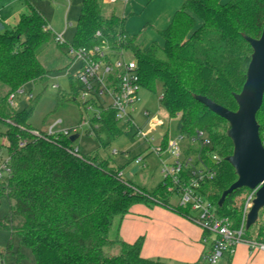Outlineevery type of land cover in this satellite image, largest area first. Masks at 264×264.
<instances>
[{"label": "trees", "instance_id": "16d2710c", "mask_svg": "<svg viewBox=\"0 0 264 264\" xmlns=\"http://www.w3.org/2000/svg\"><path fill=\"white\" fill-rule=\"evenodd\" d=\"M105 6L104 0L81 1L72 45L106 43L113 50L130 52L138 62L142 87L155 90L157 83L162 84L160 99L179 133L192 137L197 129L208 131L213 144L199 152L214 166L215 175L202 183L201 191L218 215L229 217L234 227H240L245 202L241 195L250 189L234 190L219 205L223 191L238 178L226 160L234 150L228 135L230 124L195 95H206L232 110L238 108L234 93L243 88L253 52L244 34L261 36L264 0H183L168 27L159 31L164 44L154 41L146 49L137 43V35L127 31L126 17L115 10L107 12ZM197 17L202 20L200 24ZM54 35L48 19L33 5L30 12L20 15L15 27L0 32V82L9 88L0 97V121L5 124L0 130V165L5 151L11 168L0 181V194L9 200L0 228L19 238L18 250L9 243L0 248V255L14 253L18 259L10 264H21L26 256L22 248L27 247L35 264H175L144 257V236L133 242L110 237L116 217H124L138 203L163 204L192 216L190 206L171 202L175 192L170 190L169 179L146 188L125 178L111 155L99 150L73 154L71 135L34 134L36 128L30 119L37 99L30 97L22 109L10 103V94L25 89L26 84L48 80L50 71L40 60L39 50ZM71 83V91L62 93L59 100H77L82 84L73 77ZM257 120L261 129L264 101ZM89 121L88 132L96 135L101 148H108L124 133L111 107H104ZM23 139L27 144L20 146ZM214 153L219 156L217 163L211 160ZM254 224L255 233L252 225L245 227V235L264 242V217L260 213ZM210 236L209 231L203 232L204 242L210 239L204 255L188 264H208L205 254L213 245ZM115 242H120V251L111 254L106 247Z\"/></svg>", "mask_w": 264, "mask_h": 264}, {"label": "rangeland", "instance_id": "374dc122", "mask_svg": "<svg viewBox=\"0 0 264 264\" xmlns=\"http://www.w3.org/2000/svg\"><path fill=\"white\" fill-rule=\"evenodd\" d=\"M82 0H1L0 2V18L4 21V26L0 31L4 32L7 29H12L18 22L20 15L24 12H30L31 5L39 9L53 27V32L63 31L67 27L65 34L66 44H59L55 35L39 50V58L43 65L50 71L49 78L46 82L39 84L28 83L25 86V93H17L14 98V106L18 109L24 108L29 103V93L33 94V98L37 99L36 106L31 116V123L36 129L46 130L54 121L62 120L59 128L74 127L78 129L79 136L74 141L75 146H79L81 153H95L99 150L103 155H111L114 158L115 165L122 168L125 178H128L138 185L146 188H151L158 184L163 178L162 172L163 160H171L169 155L163 153L161 155L147 151L149 143L135 134V130L124 132L120 136L114 138L108 148L100 147V142L93 132H88L90 125L89 119L93 116L97 107L86 109L84 100L79 95L77 100L60 99L61 94L67 95L72 89V77L75 80V75L79 70L80 63L74 59L73 54L69 51V46L73 43L74 33L77 21L80 14V4ZM229 0H222L227 2ZM121 1L115 7L105 6L107 12L116 9L122 13ZM114 6V5H113ZM70 25H68V23ZM67 25V26H66ZM138 43V42H137ZM140 46L146 49V43H141ZM127 59H133L130 52L125 54ZM9 88L6 84L0 82V97L8 92ZM162 95V84L157 83L156 89L152 90L142 87L140 90V100L136 103L134 117L138 125L146 131L150 136L154 137L153 143H159L165 133L170 130L171 135L175 137L179 130L177 129L176 121L173 120L163 105L160 96ZM149 111L151 117L159 116L165 120V125L156 126L150 123V118L144 112ZM5 128V124L0 121V130ZM1 140V138H0ZM114 150H118L114 154ZM125 153H128L127 155ZM147 154L145 161L137 163L134 159L139 154ZM4 159L9 156L4 151ZM5 175L7 172H4ZM4 179L0 177V181ZM250 190L244 191L241 197L246 199ZM244 197V198H243ZM180 197L174 194L171 202L175 205L179 202ZM243 200V201H244ZM9 210V200L5 194H0V219L4 217ZM193 216H198L199 212L192 210ZM260 217H264V208L260 210ZM194 219V218H193ZM121 222V217L117 216L111 228V238H117L118 227ZM256 226L253 224L251 229L255 233ZM255 239V238H254ZM11 243L12 248L16 251L19 248V238L17 235H11V232L0 228V248H6ZM120 243L115 242L111 246H107L106 250L111 254H117L120 251ZM22 251L26 256L22 258L21 264H35V259L29 248L23 247ZM17 255L8 253L0 255V264H10L17 260ZM170 261V259H164Z\"/></svg>", "mask_w": 264, "mask_h": 264}, {"label": "built area", "instance_id": "2783aa9c", "mask_svg": "<svg viewBox=\"0 0 264 264\" xmlns=\"http://www.w3.org/2000/svg\"><path fill=\"white\" fill-rule=\"evenodd\" d=\"M55 39L60 44L66 41L62 34L55 33ZM69 51L74 59L80 63L75 78L82 84L80 96L84 100L86 109L97 107L93 115H99L104 107H111L116 111L120 127L124 132L135 130V134L145 139L149 145L147 151L161 155L166 153L171 160H163L162 172L164 178L172 183L170 190L180 197L178 205L190 206L191 210L199 212L193 216L194 220L213 235L212 248L205 254L208 264H224L223 259L234 253L237 245L246 243L252 249L264 250V242L245 235L247 215L253 205L258 187L250 189L243 205V219L240 227H234L232 220L227 216L218 215L215 205L202 193V183L215 175L214 166L210 165L199 149L212 146L213 141L206 129H197L192 137L178 133L175 137L168 130L159 143H153L154 137L144 131L136 122L134 111L136 103L140 100L142 88L141 76L136 58L127 59L126 50H113L108 44L101 43L92 47L69 46ZM25 89L10 94L9 101L14 105L17 93H25ZM30 92L28 97H32ZM144 114L150 118V123L156 126L165 125V120L159 116L151 117L149 111ZM62 120L54 121L46 130L36 129L34 134L41 136L64 133L72 135L78 133L76 126L59 128ZM90 125V121H88ZM260 136L264 144V123L260 129ZM27 144V140L20 141V146ZM198 150V151H197ZM70 151L80 155L79 146ZM114 154L118 150L113 151ZM126 155L128 153H125ZM147 154H139L134 161L142 163ZM214 163L219 161V156H211ZM11 171L9 157L0 165V177L9 175ZM4 172H7L6 175ZM123 174V172H121Z\"/></svg>", "mask_w": 264, "mask_h": 264}, {"label": "crops", "instance_id": "0c3cea01", "mask_svg": "<svg viewBox=\"0 0 264 264\" xmlns=\"http://www.w3.org/2000/svg\"><path fill=\"white\" fill-rule=\"evenodd\" d=\"M119 1H121L122 13L114 10L126 17L127 31L137 35L138 44L146 43L145 47L154 41L161 45L164 44L159 31L168 27L183 4V0H104V3L108 7L116 8ZM201 22L202 20L197 17V23ZM4 24L0 18V28ZM49 26L53 30L50 22ZM66 31L67 27L63 31L54 33L62 34L67 41ZM203 232V228L192 217L181 214L168 206L163 204L149 206L145 203H138L121 218L118 236L115 239L133 242L140 236H144L142 248L144 257L160 260L164 258L170 259L168 262L175 264H188L200 260L204 255L210 239L204 242ZM210 238H213V235ZM223 263L264 264V250L252 249L246 243H240L234 253L224 257Z\"/></svg>", "mask_w": 264, "mask_h": 264}, {"label": "water", "instance_id": "95a60500", "mask_svg": "<svg viewBox=\"0 0 264 264\" xmlns=\"http://www.w3.org/2000/svg\"><path fill=\"white\" fill-rule=\"evenodd\" d=\"M244 37L251 44L253 52L243 88L234 93L238 108L232 110L206 95L196 94L195 97L230 124L228 135L234 143V150L226 160L233 165L238 178L223 191L219 205L238 188L258 187L247 215L246 227L249 228L257 221L260 210L264 208V144L257 120V113L264 101V27L259 38L247 34ZM78 136L75 133L70 138L75 141Z\"/></svg>", "mask_w": 264, "mask_h": 264}]
</instances>
